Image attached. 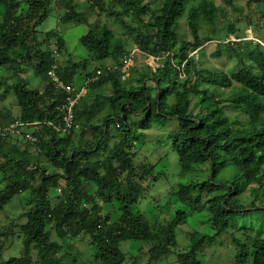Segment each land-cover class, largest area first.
I'll list each match as a JSON object with an SVG mask.
<instances>
[{"label":"trees","instance_id":"16d2710c","mask_svg":"<svg viewBox=\"0 0 264 264\" xmlns=\"http://www.w3.org/2000/svg\"><path fill=\"white\" fill-rule=\"evenodd\" d=\"M239 2L249 14L238 21L252 26L256 19L262 28L264 0H154L160 8L151 0H87L84 11L73 0H0L5 11L0 12V72L7 73L0 75V103L14 96L18 110L0 109V127L24 124L20 136L0 135V154L6 152L0 164V214L23 194L30 207L22 215L27 221L21 225V257L2 259L14 227L0 228V264H127L121 243L128 241L148 245L146 264H159L178 249L177 228L186 224V212L177 211L166 225H158L134 211L158 166L136 161L134 133L150 128L151 120L171 119L178 122L169 140L180 167L196 179L173 193L184 206L206 211L212 223L210 235L190 233L189 245L176 253L178 264H205L200 256L226 234L232 237L236 264H264V46L262 39L241 35L238 21L229 22V10H237ZM52 4L61 23L88 26L79 40L88 52L85 60H63L66 41L59 32L39 39ZM256 6L263 9L259 18ZM92 12L113 19L121 34L106 24H91ZM222 18L224 27L218 24ZM182 19L189 39L180 34ZM209 44L215 46L213 59L236 62L227 61V69L202 63L200 53ZM135 46L134 67L147 55L159 57L163 66L150 76L141 73L123 81V58ZM105 61L114 63L111 71L104 64L92 67ZM55 62L61 80L72 86L78 72L88 80L102 71L76 106L79 138L46 124L63 121L59 108L67 98L48 77ZM26 70L43 88L28 86ZM138 117L144 119L142 128ZM19 143L27 147L22 153ZM247 193L249 203L241 200ZM114 202L120 206L117 221L104 210ZM241 215L256 218L238 228ZM80 237L89 238L92 246L91 260L83 263L69 251L71 240Z\"/></svg>","mask_w":264,"mask_h":264},{"label":"rangeland","instance_id":"374dc122","mask_svg":"<svg viewBox=\"0 0 264 264\" xmlns=\"http://www.w3.org/2000/svg\"><path fill=\"white\" fill-rule=\"evenodd\" d=\"M73 1L78 4L81 11H84V8L88 4L86 0ZM151 1H153L154 8L161 7L159 4H155L154 0ZM235 6L237 7V10H234V8H230L229 10V22H236L238 20L240 21L244 18V16H248L249 14V11L243 12V2L236 3ZM256 8L257 10H255V18H259V14L257 12H260L263 9L260 6H256ZM0 12L1 14H4L5 11L3 7L1 8ZM224 21V18H222L218 21V24H220L221 27H224L225 24H227ZM239 21L236 25L240 29L241 35H249V38L254 36L257 42L261 41L262 39V43H264V20H262V28H257L259 23L256 19L253 20L252 26H250L246 20L244 22ZM90 23L95 24V26L106 24L108 27L118 32L119 34H121V30H123L114 23L113 19L108 18L105 14L100 15L99 17L98 13L96 12H92ZM72 24L60 23L59 13L56 5L52 4L49 7V13L46 21L39 27V31L41 33L40 35H43L49 31L61 33L66 41L67 49L66 54L63 57L64 61L67 60L68 57L73 61H75V58L77 57L83 56L84 58H88V52L79 41L80 38L89 31L88 26H76L75 24ZM218 28L220 29V27ZM180 34L186 39L190 38L185 19H182L181 21ZM257 37H259L260 40ZM40 38L41 40H43V38H45V35ZM129 41L131 42V39H129ZM213 45L214 44L208 45L207 52L201 51L200 60L202 63L208 65L209 67L216 65L222 67L223 69H227L229 63L234 64V62H236L235 58H232L233 62L228 61V57H226V61L222 59H213L211 57V54L215 50V46ZM227 61L229 63H227ZM105 62H95L92 67L100 66L101 64L105 65ZM146 63H148L147 60L145 62H138V64L136 65L137 68L134 67L135 63H133V66L131 68V77L137 78L141 73H147L150 76L153 72L150 68H148ZM80 73L81 72H78V77L76 79L77 84L84 85L86 79L80 76ZM0 75L7 76V73H5V70H3L2 72H0ZM23 77L27 80L28 86L43 88L44 83H42L41 80L36 77V75H34L32 70H26L25 73H23ZM10 84L11 82L6 83L3 87L8 88ZM147 84L150 88H152L151 92L154 94V82L149 79L147 80ZM2 91L3 89L0 88V94L2 93ZM14 102V96H12V98L8 97L3 104L0 103V109L11 108L14 114H18V110L16 109ZM134 119L136 123L140 125V128L145 125L144 119L140 117ZM177 125L178 122L174 119L161 123L160 121L151 120V123L149 124L150 128L146 130L139 129L138 133L136 132L137 134L134 133V138H138L136 143V148L138 149V157L136 158V161L138 163H146L151 165L158 164L154 176L147 179V192L141 199L140 203L134 207V211L143 214L144 217H146L148 220H152L153 223L156 222L158 225H166L167 222L174 218L177 211H184L188 215L186 224L181 225L177 228V242L179 248L173 250L172 254H170L169 256L161 259L159 264H178L176 253L189 245L190 233L198 231L203 234H212V223L209 220L208 213L206 211H204L203 213H198L193 209L184 206L178 201L177 197L173 193L178 188L179 184H190L196 180L192 174H187L182 171L179 164L178 154L173 149L172 143L169 140V134L174 129H177ZM81 133V130L76 133L75 138H79ZM14 142H17L16 139H14ZM112 143L113 141L110 140V144ZM26 149L27 147L23 143H19V145L17 146V150L21 153ZM5 153L0 154V164L4 162L3 156ZM32 153H34V151H32ZM33 160H35V158L32 159V161ZM54 170L55 169L51 168V172H54ZM155 177L157 178L155 179ZM228 178L230 177L223 176V179ZM0 180H2V178H0ZM88 191H90V189H88ZM28 198L29 197L27 194L15 197L6 206L5 210L0 214V228L7 229L11 226L14 227V232L10 237V240L5 241V248L2 253V259L4 261H8L11 258H19L22 256L23 238L21 237L20 231L21 225H24L27 221L25 217H22V215L30 208L27 205ZM54 199V202H56V198ZM241 200L245 201L246 203L251 202L249 193L242 197ZM119 207V203L114 202L110 205H105L104 210L106 214H112L111 218L114 221H117L121 216ZM254 218H256V215H241L239 217L240 221L237 227L240 228L241 225L253 222ZM53 235L54 239H56V234L54 233ZM230 236V234H226L220 237L214 244L213 248H208L205 254H202L200 256L201 261L205 264H236L234 258L235 251L232 246V237ZM69 242L70 241H68L67 243ZM67 243L65 244V249L68 250V248H66L68 246ZM71 243L73 244V248L69 251H72L74 254L80 255H77V257L80 258V263L91 260L92 246L90 244L89 238L80 237L72 239ZM121 250L127 254V264H146L147 255L143 256V252L145 253V251L149 250L148 245L141 242L128 241L121 243ZM32 254L35 257L36 253L33 252Z\"/></svg>","mask_w":264,"mask_h":264},{"label":"built area","instance_id":"2783aa9c","mask_svg":"<svg viewBox=\"0 0 264 264\" xmlns=\"http://www.w3.org/2000/svg\"><path fill=\"white\" fill-rule=\"evenodd\" d=\"M139 52V49L135 47L134 51L130 53L129 55L124 56V66L122 68V80H127L131 75V68L134 63V57L135 53ZM161 59L159 57L154 56H148V62L152 67L159 68L161 66L160 63ZM59 66L57 64H53L51 69L48 72V76L54 84V86L67 94L66 102L65 104L59 108L60 111H62L63 114V121L60 122L57 125H54L51 122H47L46 124L54 128L57 132H64V133H70L73 130H77L78 126L75 123V109L78 103L80 102L83 93L85 92V88L92 82H94L99 76L102 75V71H97V76H95L93 79H88L85 81L84 87L80 93L76 92V88L72 85L65 84L59 74H58ZM108 71H111L113 67H107ZM24 124L21 123V121H17L9 126H6L4 128L0 127V135L3 137L5 136H20L22 134V131L19 129L20 126H23ZM31 127H34L35 125H30ZM58 193H61V189H58Z\"/></svg>","mask_w":264,"mask_h":264},{"label":"clouds","instance_id":"9594fccd","mask_svg":"<svg viewBox=\"0 0 264 264\" xmlns=\"http://www.w3.org/2000/svg\"><path fill=\"white\" fill-rule=\"evenodd\" d=\"M87 1V0H86ZM60 22V21H59ZM61 23V22H60ZM47 33V32H46ZM45 33V34H46ZM45 34H43V35H45ZM43 35H40V37H43ZM44 39V38H43ZM248 39H250V40H253V37H248ZM40 40H41V38H40ZM261 45L262 46H264V43H261ZM136 47V46H135ZM135 47H134V49H135ZM137 48V47H136ZM134 51V50H133ZM132 51V52H133ZM54 54H55V57L56 58H59V55H58V53L57 52H55L54 51ZM137 54H139V52H136L135 53V57H134V61L136 60V57H137ZM148 56H151V55H147L146 56V60L148 61ZM145 60V61H146ZM160 63H161V66L160 67H162L163 66V64H162V61H160ZM54 64H57L58 66H59V64L57 63V62H55ZM113 65H114V63L111 61V64H109V65H106L107 67H113ZM146 65L148 66V68H150L151 70H152V72H154V71H156L158 68H154V67H152L151 65H150V63L148 62V63H146ZM159 67V68H160ZM131 74H132V71H131ZM49 77V76H48ZM130 77H131V75H130ZM129 77V78H130ZM50 79V78H49ZM128 80V79H127ZM86 81V80H85ZM85 84V83H84ZM74 87L76 88V84L74 85ZM83 87H84V85H82V87L81 88H76V92H78V93H80L81 91H82V89H83ZM88 88V86L84 89L85 90V92L83 93V95L84 94H86L87 93V89ZM83 95H82V97H83ZM82 99V98H81ZM81 101V100H80ZM79 104V103H78ZM75 123H76V121H75ZM78 126V129L77 130H73V131H71L70 133H72V132H74V136H75V134L76 133H78L80 130L82 131V127L81 126H79V125H77ZM6 127V126H5ZM59 133H62V132H59ZM62 134H64V132L62 133ZM69 134V133H68ZM8 137H13L12 135H9V136H5V137H3L4 139H7ZM55 192H57V194H59L58 193V189L55 191Z\"/></svg>","mask_w":264,"mask_h":264},{"label":"crops","instance_id":"0c3cea01","mask_svg":"<svg viewBox=\"0 0 264 264\" xmlns=\"http://www.w3.org/2000/svg\"><path fill=\"white\" fill-rule=\"evenodd\" d=\"M68 24H72V23H68ZM73 25V24H72ZM60 35H61V33H59ZM63 37V36H62ZM86 50V49H85ZM87 51V50H86ZM86 58H84L83 56L82 57H77V58H75V61H83V60H85ZM67 63V62H66ZM106 64L105 65H109V64H111V61H106L105 62ZM66 65V64H65ZM80 76H82V77H84L82 74L80 75ZM78 77V76H77ZM75 84H76V88H81L82 87V85H78L77 84V80H76V82H75Z\"/></svg>","mask_w":264,"mask_h":264},{"label":"water","instance_id":"95a60500","mask_svg":"<svg viewBox=\"0 0 264 264\" xmlns=\"http://www.w3.org/2000/svg\"><path fill=\"white\" fill-rule=\"evenodd\" d=\"M212 175H213V173H212Z\"/></svg>","mask_w":264,"mask_h":264}]
</instances>
